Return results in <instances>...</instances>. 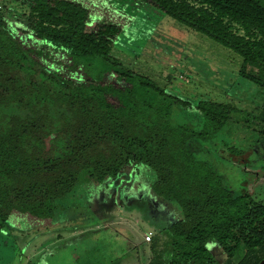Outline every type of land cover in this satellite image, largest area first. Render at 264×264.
<instances>
[{
	"label": "trees",
	"instance_id": "1",
	"mask_svg": "<svg viewBox=\"0 0 264 264\" xmlns=\"http://www.w3.org/2000/svg\"><path fill=\"white\" fill-rule=\"evenodd\" d=\"M15 1L26 17L0 13V222L53 221L78 183L107 184L144 165L155 174L151 191L181 210L150 264H220L210 246L222 264L264 259V203L227 186L212 162L264 141V0H118L240 56L237 78L259 95L257 112L189 99L125 66L112 47L134 15L64 33L51 26L63 0ZM83 14L87 25L93 17Z\"/></svg>",
	"mask_w": 264,
	"mask_h": 264
},
{
	"label": "rangeland",
	"instance_id": "2",
	"mask_svg": "<svg viewBox=\"0 0 264 264\" xmlns=\"http://www.w3.org/2000/svg\"><path fill=\"white\" fill-rule=\"evenodd\" d=\"M108 2L59 1L51 26L64 33L73 28L92 31L101 20L124 26L129 18L126 14L134 15L132 26L112 47L125 66L189 99L203 97L241 111H258L259 95L237 78L240 56L157 10L136 11L120 1ZM83 12L93 17L87 25H83ZM0 13L18 22L28 15V9L15 0H0ZM55 56L67 62L63 55ZM255 149L238 157L229 155L226 162H212L227 186L236 192L249 191L264 203V141ZM154 180V172L144 165L126 167L110 183H78L53 221L20 219L15 224L11 218L8 227L0 222V264H150L165 246L161 229L181 217L177 203L164 201L151 191ZM148 233L157 241L155 248L143 240ZM210 251L220 264L225 261L216 246H210Z\"/></svg>",
	"mask_w": 264,
	"mask_h": 264
},
{
	"label": "built area",
	"instance_id": "3",
	"mask_svg": "<svg viewBox=\"0 0 264 264\" xmlns=\"http://www.w3.org/2000/svg\"><path fill=\"white\" fill-rule=\"evenodd\" d=\"M152 238H153L152 237V234L151 233H148V234H146L144 236L143 240H144L145 243H149V242H151Z\"/></svg>",
	"mask_w": 264,
	"mask_h": 264
},
{
	"label": "water",
	"instance_id": "4",
	"mask_svg": "<svg viewBox=\"0 0 264 264\" xmlns=\"http://www.w3.org/2000/svg\"><path fill=\"white\" fill-rule=\"evenodd\" d=\"M258 264H264V259H262Z\"/></svg>",
	"mask_w": 264,
	"mask_h": 264
},
{
	"label": "flooded vegetation",
	"instance_id": "5",
	"mask_svg": "<svg viewBox=\"0 0 264 264\" xmlns=\"http://www.w3.org/2000/svg\"><path fill=\"white\" fill-rule=\"evenodd\" d=\"M252 172L254 173V175H256V174H257V173H256V172H254V171H252ZM262 172L264 173V170H263ZM263 173H262V174H263ZM248 192H249V191H248ZM249 193H250V192H249Z\"/></svg>",
	"mask_w": 264,
	"mask_h": 264
},
{
	"label": "crops",
	"instance_id": "6",
	"mask_svg": "<svg viewBox=\"0 0 264 264\" xmlns=\"http://www.w3.org/2000/svg\"><path fill=\"white\" fill-rule=\"evenodd\" d=\"M37 253V252H36Z\"/></svg>",
	"mask_w": 264,
	"mask_h": 264
}]
</instances>
